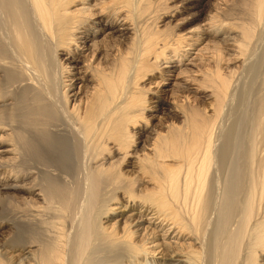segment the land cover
Returning a JSON list of instances; mask_svg holds the SVG:
<instances>
[{
  "label": "bare ground",
  "instance_id": "bare-ground-1",
  "mask_svg": "<svg viewBox=\"0 0 264 264\" xmlns=\"http://www.w3.org/2000/svg\"><path fill=\"white\" fill-rule=\"evenodd\" d=\"M199 1L0 0V264H264V0Z\"/></svg>",
  "mask_w": 264,
  "mask_h": 264
},
{
  "label": "rangeland",
  "instance_id": "rangeland-1",
  "mask_svg": "<svg viewBox=\"0 0 264 264\" xmlns=\"http://www.w3.org/2000/svg\"><path fill=\"white\" fill-rule=\"evenodd\" d=\"M212 3H213V0L199 1L192 8L186 9L184 12L180 11L179 13H176L172 17L173 21L178 23V26L182 29L183 32H189V31L197 32V33L202 32V29L206 27L207 18L211 12L210 7H211ZM168 18L169 17H167V19ZM167 19L163 23H165L167 21ZM201 46H202V41L200 42V44H198L199 48ZM172 72L174 73L175 71H172ZM155 80L160 81L161 79L160 78L152 79V81H155ZM161 81L163 83V80H161ZM162 83H161V85H158L155 83H153V85H152V87L160 88V89H158L159 91H158V96H156V100L150 101L152 103V106H154L155 116L153 118L150 117L152 119H150L149 122H151V124L153 123L154 128L159 129V128L164 127L163 130H166L165 126L167 125V123L172 121V118L169 115V113L167 112V110L171 105L172 106L175 105L174 104L175 103L174 98H175V96H178V92L176 91V93H173L174 85L170 84L169 86H164V84L162 85ZM126 94L127 95L133 94V90L126 91ZM150 96H152V94H150ZM135 146H134V148L137 149L138 147L137 146L135 147ZM133 152H134V149L132 148L131 153H133ZM124 167H126V166H124ZM32 175L34 177L33 173H32ZM31 179H32V177L28 176V177L22 178L20 181H27V180H31ZM2 196H4V195H2ZM2 201L4 204L2 203ZM0 203H2V204H0V220H1V217L5 218V216L6 217L9 216L8 210H10L9 209L10 207H7L9 205V201H7L6 198H3V197L1 198V196H0ZM3 206H4V209H6V208L7 209L6 210L2 209ZM2 213H4V214H2ZM8 230H10L9 227H7L5 229L4 235H6V236L0 235V252H5V249L8 248L6 246V243L10 245V241H8L9 238L7 236L10 234ZM4 237H5V239H4ZM7 254L8 253H5V256Z\"/></svg>",
  "mask_w": 264,
  "mask_h": 264
}]
</instances>
